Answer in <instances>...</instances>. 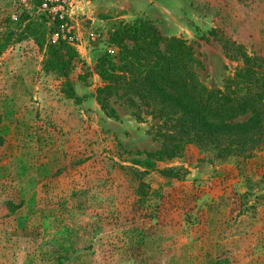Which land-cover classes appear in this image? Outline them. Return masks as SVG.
Masks as SVG:
<instances>
[{"label":"rangeland","instance_id":"1","mask_svg":"<svg viewBox=\"0 0 264 264\" xmlns=\"http://www.w3.org/2000/svg\"><path fill=\"white\" fill-rule=\"evenodd\" d=\"M28 17L78 53L75 97L45 47L20 39ZM139 21L188 42L210 90L244 56L264 69V0H0V38L22 22L0 55V264H264V150L149 159L162 147L150 121L98 105L110 35Z\"/></svg>","mask_w":264,"mask_h":264},{"label":"trees","instance_id":"2","mask_svg":"<svg viewBox=\"0 0 264 264\" xmlns=\"http://www.w3.org/2000/svg\"><path fill=\"white\" fill-rule=\"evenodd\" d=\"M28 18L25 21L32 20ZM21 27L22 22L8 24L0 38V55ZM46 27L47 20H32L20 39L45 47V70L66 79V95L73 98L71 75L78 68L79 55L62 39L49 42L48 34L59 32H45ZM109 44L113 52L96 66L102 81L98 105L106 115L117 117L115 102L140 122L150 121L162 147L157 154H148L149 159L174 160L190 146L213 151L218 160L251 159L264 150V69L257 59L244 56V67L236 78L223 90H210L200 81L192 46L165 38L152 22L122 26L110 35ZM164 174L173 175V171Z\"/></svg>","mask_w":264,"mask_h":264}]
</instances>
